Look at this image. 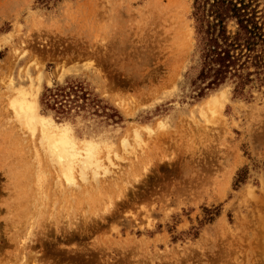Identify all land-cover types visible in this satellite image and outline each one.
Listing matches in <instances>:
<instances>
[{
  "label": "rangeland",
  "instance_id": "obj_1",
  "mask_svg": "<svg viewBox=\"0 0 264 264\" xmlns=\"http://www.w3.org/2000/svg\"><path fill=\"white\" fill-rule=\"evenodd\" d=\"M191 13L192 0H0V264H264V86L199 97ZM65 81L98 105L43 108ZM21 95L36 119L17 116ZM43 119L109 172L80 181L76 162L67 185Z\"/></svg>",
  "mask_w": 264,
  "mask_h": 264
},
{
  "label": "trees",
  "instance_id": "obj_2",
  "mask_svg": "<svg viewBox=\"0 0 264 264\" xmlns=\"http://www.w3.org/2000/svg\"><path fill=\"white\" fill-rule=\"evenodd\" d=\"M191 15L199 66L196 80L204 84L199 97L226 82L234 85L236 95L264 86V0H192ZM78 100H89L92 106L99 102L73 81L45 87L39 96L43 108L60 114L81 107Z\"/></svg>",
  "mask_w": 264,
  "mask_h": 264
},
{
  "label": "bare ground",
  "instance_id": "obj_3",
  "mask_svg": "<svg viewBox=\"0 0 264 264\" xmlns=\"http://www.w3.org/2000/svg\"><path fill=\"white\" fill-rule=\"evenodd\" d=\"M15 101L17 102L16 104H14L17 106V107L15 106L16 107L15 111H16L18 117L26 118L28 121H31V120L37 118L36 113H35L34 108H33L34 102L32 100H30L27 96L21 95V97H18ZM43 120H44V122L41 121L42 132H43V135L45 136L46 141L49 145V151L54 157L49 155V154H48V156H51L52 158H54V160L57 159V163L59 162V164H57L55 161L56 167L59 166V168H61V169H64L63 166L66 167V170L64 169L65 170L64 176H65L66 181L68 182L67 185H69V184H71L72 186L77 185L75 183L73 173H72V169H73V167L75 168L76 165L74 166V164H76V162L80 168V171H78V172L75 171V172L76 173L80 172V176L77 175V177L79 176L82 179L80 181H83L85 179L89 180V178L91 177L90 175L92 174V172H90V171L93 168H94L93 169V175L94 176L96 175L99 177L100 176L99 174L102 173L101 175H103V173H104L106 175L109 172V170L107 172V167L106 168L103 167L105 165L102 166L100 164L101 162L98 163L97 155H96V149L92 144H80V145H78V144L74 143L66 135L65 131H63L62 129L57 128V127H52L51 125L47 124L45 119H43ZM43 141H45V140H43ZM52 158H51V160L54 161ZM108 164L109 165L111 164L110 166L114 165V164H112V161L109 160V158H108ZM90 165H91V167L93 165V168H91V170L88 169V170H90L89 171L90 175H88L89 173L87 174V172H85V170ZM78 166H77V168H78ZM61 169L59 171H61ZM88 170H86V171H88ZM59 171L57 169V172H59ZM105 172H107V173H105ZM86 174L88 175L89 178L86 177ZM96 176H95V178H96ZM98 177L96 178V180L94 178H92V179H94L93 182L99 181ZM65 179H63V180H65ZM87 181H84V182H87Z\"/></svg>",
  "mask_w": 264,
  "mask_h": 264
}]
</instances>
